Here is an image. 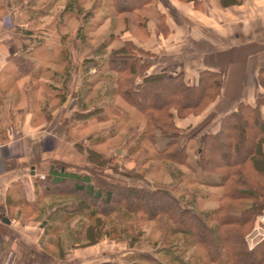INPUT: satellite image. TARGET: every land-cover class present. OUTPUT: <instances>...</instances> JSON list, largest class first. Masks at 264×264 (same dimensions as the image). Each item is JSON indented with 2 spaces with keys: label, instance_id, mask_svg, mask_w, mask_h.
Instances as JSON below:
<instances>
[{
  "label": "trees",
  "instance_id": "trees-1",
  "mask_svg": "<svg viewBox=\"0 0 264 264\" xmlns=\"http://www.w3.org/2000/svg\"><path fill=\"white\" fill-rule=\"evenodd\" d=\"M111 1L119 14L127 15L124 17L126 25H130L128 14H134L138 25L145 26L152 13L158 20L159 29L166 30L165 14L158 9L157 0ZM67 7L72 9L73 2L67 4L65 10ZM63 15L64 11L59 14L60 17ZM82 27L77 28L78 36H86L81 32ZM110 43L99 44L91 51V55H95L88 59L100 73L99 81L104 80V76H108V80L116 78L114 92L120 93L123 100L143 117L140 124L144 128L136 143L140 144L145 136L155 148L156 159L163 165H169L172 170L177 165H184L191 173L203 174L197 182L201 188L219 190L218 205L210 210H197L199 198L196 192L184 206V196L179 198L168 190H161V193L148 192L143 197L165 199L161 208L149 209L132 189L124 188L120 197L113 199V188L118 187L108 185L111 189H105L96 184V176L69 170L64 163L60 168L55 164L43 183L46 193L55 199L52 206L59 205L74 213H67L66 220L70 221L74 216H78L81 223L85 218L90 220L85 231V245L98 243L104 237L113 238L117 233L118 240H127L130 247L136 246L144 233L136 230L133 218L142 213L177 235L175 240L162 238L154 241L157 258L147 256L156 264H193V256L188 253L196 245L202 246L208 252L207 256L213 257L212 262L226 256L225 264H264V237L252 248L245 238L254 228L257 217L264 212V94L255 104L240 103L222 119L219 130L206 134L201 143L195 136L185 134L176 119L200 115L214 103L222 92V73L205 70L201 72L198 84L194 85L185 81L183 73L171 75L161 71L146 75L151 67L150 52L130 40H122L120 46L109 49ZM102 67H105V73ZM96 82L84 76L80 94L83 97L88 95ZM111 113L117 114L118 118L121 113L127 115L123 108L109 102L87 114L91 119L95 116L98 123H109ZM115 125L111 123V126ZM113 130L105 127L102 133L107 137L112 131L108 134L110 139L116 132ZM97 161L98 165L105 164V160ZM179 174L182 172L178 171ZM101 184L105 185L104 182ZM63 216L65 214L57 217ZM124 218L129 220V226H122L119 220ZM179 235L184 237L182 241ZM210 242L215 246V253H212ZM200 260L199 256L196 261Z\"/></svg>",
  "mask_w": 264,
  "mask_h": 264
},
{
  "label": "crops",
  "instance_id": "crops-1",
  "mask_svg": "<svg viewBox=\"0 0 264 264\" xmlns=\"http://www.w3.org/2000/svg\"><path fill=\"white\" fill-rule=\"evenodd\" d=\"M157 1L158 9L165 14L166 30L159 29L155 17H149L143 26L142 38L130 33L123 40L133 41L152 54L150 68L153 72L159 65L176 68L177 73L169 74L183 73L190 85L198 84L205 70L222 73L223 88L219 98L200 115L176 119L183 121L185 126H195L208 113L216 112L211 115L214 127L206 134L216 133L222 119L240 103L255 104L264 94V0ZM26 25L20 24L21 29H6L9 25L0 17V264H83L78 256L68 258L67 253L62 256L61 249L66 248L67 252L68 247L80 246L78 240L70 242V236L65 233L62 238L65 231L74 229L75 232L79 217L66 220L67 213H74L59 205L52 206L55 199L43 186L55 167L50 164L49 174L44 173L49 150L43 148V142L52 135L53 122L48 115L51 108L44 105L41 109L49 121H36L35 117H39L35 113L36 87L25 77L19 79L6 71L11 69V57L30 50L23 40L28 43L27 38L35 35L25 36L18 32L25 30ZM43 46L47 53L67 54L75 50L74 46L61 43ZM166 56L181 61L177 66H170L162 59ZM54 65L59 68H53ZM75 65L78 76L75 79V74L70 73L72 69L55 72L56 75L46 79L44 85L50 93L56 91L58 82L64 92H68L67 87L73 81L74 92L79 99L83 98L80 92L84 64L73 67ZM45 66L60 71L64 63L48 60ZM96 70L93 67V71ZM3 73L6 76H1ZM100 82L97 80L92 89ZM70 98L67 96V101ZM63 214L65 216L58 218ZM101 244L91 248L100 252ZM95 260L97 264L101 262L98 258Z\"/></svg>",
  "mask_w": 264,
  "mask_h": 264
},
{
  "label": "rangeland",
  "instance_id": "rangeland-1",
  "mask_svg": "<svg viewBox=\"0 0 264 264\" xmlns=\"http://www.w3.org/2000/svg\"><path fill=\"white\" fill-rule=\"evenodd\" d=\"M71 2H73L72 9L67 7V10H65L67 4ZM111 3V0H0V17H3L4 22L9 25L5 28L17 29L20 24H27L25 30L18 32L25 36L35 35V37L27 38L30 41L28 43H25L27 42L25 41L26 39L23 40L25 45L30 46V50L27 53L23 52L11 57V69L6 71L12 76H18L19 79L25 77L30 84H33V87H36V96L34 97L36 98L35 113L39 117H35V120L40 123L47 122L52 117V135L43 142V148L49 150V153L46 154L47 162L44 173L49 174L50 164H56L60 168L59 166L65 163L69 170L91 173L96 176V184H100L105 189H111L108 185L118 187V189L113 188V199L119 198L120 192L124 188H130L135 192L136 196L142 198L141 201H143L145 207L154 210L164 206L165 199L161 197L143 198L147 196L148 192L152 194L154 192L161 193V190H168L176 197L184 196L182 199L184 206L196 192L197 198H199V204L196 209L210 210V208L218 205L217 199L220 192L216 189L200 187L201 185L197 182V178L202 177L203 174L200 176L191 173L184 165H177L173 170L169 165H163L156 159L155 148L145 136H143L140 144L136 143L138 135L140 136L143 131L144 125L140 123L144 119L136 109L123 100L120 93L114 92L116 89V78L108 80V76H104V80L94 90L91 89L88 95L82 99H79L74 92L73 81L67 87L68 92H64L59 82L58 86L55 87L56 91H51L52 93L44 85L46 79L51 78L55 72L60 73L72 69L70 73L75 74L77 66L73 67V65L78 63H81V67L83 64L85 66V69L82 68L85 70L84 76L96 81L101 75L97 70L93 71L95 66L92 62H89V56L95 55H91V51L104 41H111L109 49L118 47L121 41L127 38L130 33L137 38H142L144 30L143 26L138 25L137 17L134 14H128L130 25L128 23L126 25L124 17L127 15L119 14ZM78 8L80 11L77 10ZM62 11H64V15L60 17L59 14ZM144 14H147V12H144ZM149 16L155 17L152 13ZM12 17L15 18L12 19ZM128 25L129 27L125 29ZM80 26H83L81 32L86 36H78L77 28ZM112 35L114 36L113 38H111ZM60 43L74 46L75 50L69 51L67 54L60 52L47 53L44 51L43 45L46 44L48 46V44ZM162 59L170 66L176 65L181 61L180 58L175 59L173 56H166ZM48 60L57 63L62 62L64 63V68L60 71L59 69H53L59 68L56 65L52 66V69L50 67L46 68L45 61ZM85 61L87 62L86 65ZM153 61L155 60L153 59ZM183 62H185V59ZM162 67L163 65H159L156 68V72L149 68L146 75L161 71L175 73L178 70L164 67L163 69ZM101 70L105 73V67H102ZM1 76H6V73ZM73 77L75 79L78 76L75 74ZM137 80L140 81L141 79ZM66 94L74 98L75 101L72 98L67 101ZM64 101L67 102L64 103ZM108 102L123 108L127 115L125 116L121 113L122 116L118 115L120 116L118 118L117 114L111 113L112 121L109 123H98L95 116L94 119L88 116L87 113L90 110ZM85 104L88 105V108L85 107ZM44 105L51 108L48 111L50 118L45 116L41 110ZM213 113L216 112H212L210 115L208 113L195 126H185L181 120L177 121V125L184 129L185 134L195 136L202 143L206 131L214 127V125H211V123H215L211 117ZM111 123L113 125L116 124L115 127L111 126ZM105 127L113 128V131H116L110 139H108V134H112V131L107 133V137L102 133V128ZM97 160H105V164L98 165ZM178 171L182 172V174L177 175ZM170 172L173 174H170ZM99 180L104 182L105 185H102ZM101 206L103 207V205ZM260 216L257 217L256 222ZM133 220L136 230H141L144 234L140 239V243L130 247L127 240H118L117 233H114L113 238L104 237L98 243L85 245L87 241L85 231L90 224V220L85 218L84 223H81L79 219L77 228L76 226L73 227L76 228L75 232L74 229L73 231H65L62 233V238L65 233L68 237L70 236V242L78 240L80 246H76L75 249L68 247L67 252L66 248H61L63 250L62 256L66 253L68 258L78 256L79 262L84 261L83 264H97L95 260L97 258L101 260L99 264H156L152 260V258H157L155 254L156 245L155 247L153 246L154 241L162 238L175 240L177 235L173 234L171 229L163 227L162 223L151 221L145 214L141 213L135 216ZM119 221L122 222V226H129L127 218ZM122 226L120 225V227ZM255 227L256 224L245 236L249 248H252L262 237L261 234L255 231ZM134 233L136 234V231ZM179 236V240L182 241L184 237L182 235ZM100 243H102L99 245L102 251L95 252L91 248L93 247L92 245ZM209 244L212 248V253H215V246L211 242ZM56 251L58 252L59 249L56 248ZM188 254L193 256V264H225L227 261V257L222 256L220 257L221 259H215L217 262H212L211 258L213 257L207 256L208 252L200 245L192 247ZM147 255L152 258L149 259L150 257ZM199 256L202 260L196 261ZM249 258L251 259L252 257Z\"/></svg>",
  "mask_w": 264,
  "mask_h": 264
},
{
  "label": "built area",
  "instance_id": "built-area-1",
  "mask_svg": "<svg viewBox=\"0 0 264 264\" xmlns=\"http://www.w3.org/2000/svg\"><path fill=\"white\" fill-rule=\"evenodd\" d=\"M12 136L15 137L13 133H12ZM263 226H264V213L261 214V216L259 217L258 223L256 224V227H255V231H257L258 234H261L262 237H264V227ZM260 231L262 232L260 233Z\"/></svg>",
  "mask_w": 264,
  "mask_h": 264
}]
</instances>
